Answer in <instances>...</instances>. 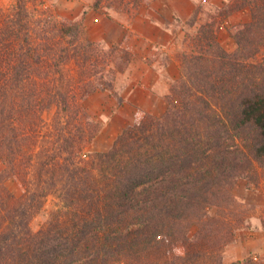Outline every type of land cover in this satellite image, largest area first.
Returning a JSON list of instances; mask_svg holds the SVG:
<instances>
[{
	"label": "trees",
	"instance_id": "obj_1",
	"mask_svg": "<svg viewBox=\"0 0 264 264\" xmlns=\"http://www.w3.org/2000/svg\"><path fill=\"white\" fill-rule=\"evenodd\" d=\"M148 1L93 6L134 14ZM245 6L250 19L230 30L235 51L202 26L165 112L138 110L95 152L85 148L100 125L81 102L113 88L123 49L86 40L82 21L47 0L0 6V264H226L247 219L233 188L264 179V0H234L230 11ZM49 195L56 208L33 232Z\"/></svg>",
	"mask_w": 264,
	"mask_h": 264
},
{
	"label": "rangeland",
	"instance_id": "obj_2",
	"mask_svg": "<svg viewBox=\"0 0 264 264\" xmlns=\"http://www.w3.org/2000/svg\"><path fill=\"white\" fill-rule=\"evenodd\" d=\"M14 1L15 0H0V6L3 8H9L14 4ZM94 1L95 0H47V3L53 7L54 12L58 15V17L67 20L82 21L84 24V38L86 40L94 41L90 38V35L99 37L103 28L105 32H110L108 34L109 37L113 39L115 38V40H117L116 37L118 38L119 34H116L117 30H115V27L117 23L114 18L118 13H122L124 11L108 6L95 8L93 6ZM151 1L152 0H149L148 3L143 4L138 11L134 12V14H129V17L132 15L135 16L141 11L145 10ZM233 2L234 0H199L197 12L184 23L181 22L176 24L185 29L187 28L185 31L183 47L176 50L174 53L175 57L179 59L181 63L180 70H182L183 53L189 52L192 46L196 43L198 31L202 26H205L209 33H213L220 44L229 52L236 50L237 44L230 30L233 26L250 19V8L245 6L240 10L231 12L230 10H232L231 8L233 7ZM124 13L126 14V12ZM89 24L90 27H87ZM95 24L96 27H94ZM94 42L101 44L106 52L109 51L111 46L119 45L123 49V51L120 53L123 59H121V57L118 61H122L123 71L117 72L115 74H109L110 78L115 77L112 89H101L95 91L81 102V106L86 114L94 118L100 125L95 137L87 144L85 148V151L87 152L107 151L113 145L115 139L122 132V130L134 122L137 113L133 116V118L129 119V114H127V111L124 112L120 110L118 106L119 104H123L125 101L123 98V87L132 79L133 72H135L137 68H132L125 75L123 72L129 70V67H131V61L138 65L142 58L141 52H139V50H144L147 48V44H145V42H142L139 39H134L133 37L122 43L117 41H111V43H107L105 41L99 42L96 40ZM263 53L264 49L259 53L256 59H260ZM147 58V60L150 61L152 56ZM119 75H121V78L117 86L116 79ZM175 81H173L172 84ZM54 112L55 106H51L43 112L42 117L44 120V130L49 128ZM162 114L152 115L155 117H160ZM2 167L3 163L0 159V170ZM5 184L15 193L20 192L19 185L13 179L6 180ZM233 193L247 214L245 227H247L249 221H251V217L256 214L261 216L262 213H264V210L259 211L257 209L259 208L260 204L264 202V179H261L260 182L256 184L249 182L246 178H239L233 188ZM55 208L56 199L52 195H49L40 211L31 220V230L36 232L42 229L49 222L51 213ZM261 217L264 218V215ZM240 243L243 245L242 242ZM232 244L229 243L224 248L223 261L226 264H231L233 262L245 264V261L248 258L255 259L253 253L250 255L244 253L245 257L241 259H232L233 256L230 257V255L227 257V247L231 246ZM234 245L235 244L232 246ZM248 249H251L250 245ZM262 259H264V256L256 260Z\"/></svg>",
	"mask_w": 264,
	"mask_h": 264
},
{
	"label": "crops",
	"instance_id": "obj_3",
	"mask_svg": "<svg viewBox=\"0 0 264 264\" xmlns=\"http://www.w3.org/2000/svg\"><path fill=\"white\" fill-rule=\"evenodd\" d=\"M198 5L199 0H152L145 10L135 16L129 17V14L124 12L116 15L115 30L116 34H119L117 40L109 37L110 32H105L104 28L99 37L90 35L92 40L99 42L122 43L133 37L147 44L146 50H139L142 58L138 65L131 61L129 70L123 72L125 75L132 68H137L132 79L123 87L125 101L118 106L120 110L127 111L129 119L133 118L138 110L155 115L165 112L166 97L171 84L178 79L181 72V63L174 53L183 47L187 29L176 24L191 18L197 12ZM87 27H90V24ZM149 56H152L150 61L147 60ZM120 78L121 75L116 79L117 86ZM257 209L264 210V202ZM263 215L264 213L261 216ZM261 216L254 215L248 223L249 226L237 232L236 239L232 242L235 245L232 246L231 243L232 245L227 247V257L230 255L233 256L232 259H241L245 257L244 253H253L255 259L264 256V228Z\"/></svg>",
	"mask_w": 264,
	"mask_h": 264
}]
</instances>
